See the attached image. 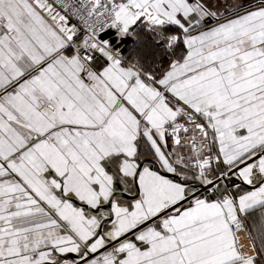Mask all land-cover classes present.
<instances>
[{
	"label": "snow or ice",
	"instance_id": "6c2138e0",
	"mask_svg": "<svg viewBox=\"0 0 264 264\" xmlns=\"http://www.w3.org/2000/svg\"><path fill=\"white\" fill-rule=\"evenodd\" d=\"M0 264H264V0H0Z\"/></svg>",
	"mask_w": 264,
	"mask_h": 264
},
{
	"label": "built area",
	"instance_id": "2783aa9c",
	"mask_svg": "<svg viewBox=\"0 0 264 264\" xmlns=\"http://www.w3.org/2000/svg\"><path fill=\"white\" fill-rule=\"evenodd\" d=\"M241 240H245L247 242V234L246 233H241Z\"/></svg>",
	"mask_w": 264,
	"mask_h": 264
},
{
	"label": "crops",
	"instance_id": "0c3cea01",
	"mask_svg": "<svg viewBox=\"0 0 264 264\" xmlns=\"http://www.w3.org/2000/svg\"><path fill=\"white\" fill-rule=\"evenodd\" d=\"M244 242H245V240H243ZM245 243H247V242H245Z\"/></svg>",
	"mask_w": 264,
	"mask_h": 264
},
{
	"label": "water",
	"instance_id": "95a60500",
	"mask_svg": "<svg viewBox=\"0 0 264 264\" xmlns=\"http://www.w3.org/2000/svg\"><path fill=\"white\" fill-rule=\"evenodd\" d=\"M197 187H199V186H197Z\"/></svg>",
	"mask_w": 264,
	"mask_h": 264
}]
</instances>
